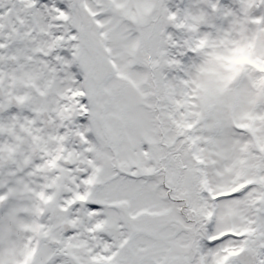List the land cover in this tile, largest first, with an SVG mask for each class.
I'll list each match as a JSON object with an SVG mask.
<instances>
[{
  "label": "bare ground",
  "instance_id": "obj_1",
  "mask_svg": "<svg viewBox=\"0 0 264 264\" xmlns=\"http://www.w3.org/2000/svg\"><path fill=\"white\" fill-rule=\"evenodd\" d=\"M87 3L95 31L113 65L108 90L115 95L119 88L128 89L135 100L134 108L140 107L135 114H130L129 122L139 141L134 146L117 144L119 160L122 164L148 166L152 162L153 141L159 132L151 109L146 107L149 103L147 71L137 63L136 56L135 22L143 18L145 9L133 13L127 0H87ZM192 13V25L196 29L192 34L187 31L171 35L170 44L190 47L196 43L206 60L195 61L188 78L189 57L168 54L172 69L171 97L166 101L165 112L176 131L187 122L198 124L197 144L193 147L205 158L202 183L207 194L202 206L211 212V223H224L215 216V211L207 208L227 200L245 204L249 201L247 192L244 196L238 195L242 181L264 175V157L260 152L264 146V80H257L246 68L259 66L260 60L255 57L264 62V0H196ZM173 47L170 52H174ZM25 52L35 60V81V75L26 78L21 74V56ZM88 70L89 57L74 1L0 0V113L10 114L11 109L24 108V98L32 102L31 112L36 108L44 110V136H49L56 148H73L71 163L76 164L77 158L80 162V170L71 169L68 182L57 191L62 198H75L74 201L88 195L96 181L109 171V147L87 103ZM203 75L217 85L215 98L230 90L235 93L228 104H213L205 112L207 120L200 117L205 104L200 91ZM16 86L20 94L16 93ZM7 126L0 118V140ZM8 133L15 141V135L10 130ZM0 154L11 159L15 151L0 150ZM62 155H53V160H61ZM115 182L110 193L116 198L119 217L125 225L144 217L151 226L163 230L158 234L160 240L176 245L186 238L181 223L172 220L175 213L160 181L152 180L146 188L138 190L129 179L118 177ZM249 194L256 196L254 210L259 214L262 190L255 186ZM50 205L56 207L52 202ZM86 221L91 223L89 235L110 233V227L97 224L93 211ZM114 228L118 243L126 236L130 238L125 230L116 225ZM58 230L50 226L44 234L57 239L60 245ZM77 230L76 222L69 221L63 234L78 238ZM146 235L150 236L148 230ZM64 246L68 252L75 251L71 241ZM177 248L178 245L171 249L175 252ZM167 250L152 254L158 264H165L161 254Z\"/></svg>",
  "mask_w": 264,
  "mask_h": 264
},
{
  "label": "rangeland",
  "instance_id": "obj_2",
  "mask_svg": "<svg viewBox=\"0 0 264 264\" xmlns=\"http://www.w3.org/2000/svg\"><path fill=\"white\" fill-rule=\"evenodd\" d=\"M72 1L89 57L87 103L109 147V171L96 181L88 195L75 201V198H62L57 191L68 182V173L71 169L80 170L78 158L76 164L71 163L73 148H56L51 144L49 136H44V110L36 108L31 112L34 106L27 98H24V108L11 109L10 114L0 113V118L8 124L0 140V150L15 151L11 159L0 154V264H158L152 254L167 248L161 254L165 264H220L226 256L229 259L225 264H264V175L242 181L238 195L247 194L249 201L245 204L227 200L208 207L224 220V223H211V212L202 206L207 194L202 183L205 158L193 147L197 144L198 124L187 122L176 131L165 112L166 101L171 97L172 69L168 54L189 57L188 78L195 61L206 60L196 43L190 47L170 44L171 35L187 31L192 34L196 29L192 25V7L196 0H150L147 6V0H127L133 13L145 9L143 18L135 22L136 56L137 63L147 71L149 103L146 107L151 109L159 132L153 141L152 162L148 166L122 164L119 160L118 145L124 142L134 146L139 141L129 122L130 114H135L140 107L134 108L135 100L128 89L119 88L115 95L108 90L113 65L95 31L92 12L87 0ZM171 46L174 52H170ZM21 59V74L26 78L35 75V81V60L26 52ZM255 59L260 60L259 66L246 68L257 80H264L263 59ZM202 81L200 91L205 104L200 117L207 120L205 112L213 104H228L235 93L230 90L215 98L217 85L207 75L202 76ZM16 93L20 94L17 86ZM9 130L15 135V141L11 140ZM260 152L264 157V146ZM55 154H61L62 159L54 161ZM118 177L135 182L137 190L146 188L152 180L160 181L175 213L172 220L181 223L186 238L176 245L164 242L158 238L163 230L151 226L144 217L125 225L119 217L116 198L110 193ZM255 186L263 193L259 214L254 210L256 196L249 194ZM91 211L96 213L97 224L110 227V233L88 234L91 223L86 218ZM69 221L78 225V238L63 234ZM114 225L129 233L130 238L126 236L118 243ZM50 226L59 229L60 245L57 239L44 234ZM147 230L150 236L146 235ZM69 241L75 247L73 252L64 246ZM177 245L174 252L171 248Z\"/></svg>",
  "mask_w": 264,
  "mask_h": 264
},
{
  "label": "crops",
  "instance_id": "obj_3",
  "mask_svg": "<svg viewBox=\"0 0 264 264\" xmlns=\"http://www.w3.org/2000/svg\"><path fill=\"white\" fill-rule=\"evenodd\" d=\"M229 257L226 256L225 258H223L219 263L220 264H225L228 261Z\"/></svg>",
  "mask_w": 264,
  "mask_h": 264
},
{
  "label": "flooded vegetation",
  "instance_id": "obj_4",
  "mask_svg": "<svg viewBox=\"0 0 264 264\" xmlns=\"http://www.w3.org/2000/svg\"><path fill=\"white\" fill-rule=\"evenodd\" d=\"M249 260V258H247ZM248 264V263H247Z\"/></svg>",
  "mask_w": 264,
  "mask_h": 264
}]
</instances>
